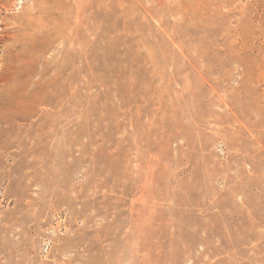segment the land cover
I'll return each instance as SVG.
<instances>
[{"label":"rangeland","instance_id":"obj_1","mask_svg":"<svg viewBox=\"0 0 264 264\" xmlns=\"http://www.w3.org/2000/svg\"><path fill=\"white\" fill-rule=\"evenodd\" d=\"M0 264H264V0H0Z\"/></svg>","mask_w":264,"mask_h":264},{"label":"bare ground","instance_id":"obj_2","mask_svg":"<svg viewBox=\"0 0 264 264\" xmlns=\"http://www.w3.org/2000/svg\"><path fill=\"white\" fill-rule=\"evenodd\" d=\"M4 70V69H3ZM27 103V102H26ZM26 103H24V101H22V102H20V104H18L17 106H18V112H19V114L20 113H25V112H28V108L27 107H25V106H27V104Z\"/></svg>","mask_w":264,"mask_h":264}]
</instances>
